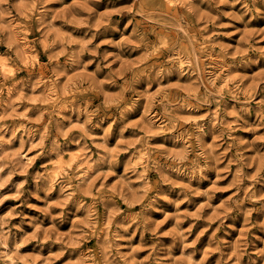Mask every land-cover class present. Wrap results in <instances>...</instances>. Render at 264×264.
<instances>
[{"label": "rangeland", "instance_id": "1", "mask_svg": "<svg viewBox=\"0 0 264 264\" xmlns=\"http://www.w3.org/2000/svg\"><path fill=\"white\" fill-rule=\"evenodd\" d=\"M166 2L0 0V264H264V0Z\"/></svg>", "mask_w": 264, "mask_h": 264}, {"label": "bare ground", "instance_id": "2", "mask_svg": "<svg viewBox=\"0 0 264 264\" xmlns=\"http://www.w3.org/2000/svg\"><path fill=\"white\" fill-rule=\"evenodd\" d=\"M167 2L166 3H169V1L170 0H166ZM165 2V1H164ZM165 3V4H166ZM175 54V53H174ZM179 58V57H178ZM178 61H179V64H182V58L180 59H178ZM183 63H185V62H183ZM178 65V64H177ZM4 66V68H5V65H3ZM181 66V65H180ZM8 67V66H7ZM214 67H216L217 68V66H214ZM224 67V66H223ZM226 67V66H225ZM3 68V67H2ZM9 68V67H8ZM222 68V67H221ZM4 70H7L6 68L4 69ZM216 70V69H215ZM220 70V69H219ZM12 71V70H11ZM220 71H222V70H220ZM213 73H214V71H213ZM220 74V73H219ZM218 73H217V75L216 76H218V77H216L217 79H218V83L222 86V88L223 87H226L227 85V79H226V77L225 76H222V75H219ZM41 77V76H40ZM44 78V77H43ZM210 80V79H209ZM215 82V81H214ZM49 83V82H48ZM49 86H51V84L49 85ZM52 86H53V84H52ZM220 86V87H221ZM49 88H51V87H49ZM54 89V88H53ZM55 90V89H54ZM52 91V90H51ZM51 93V92H50ZM54 94V93H53ZM216 111V110H215ZM216 120V119H215ZM197 126V125H196ZM197 128V127H196ZM203 134V133H202ZM181 138V137H180ZM32 140V139H31ZM183 140H185V139H183ZM187 140V139H186ZM180 142V141H179ZM184 142V141H183ZM186 143H187V141H186ZM181 144H182V142H181ZM183 145V144H182ZM19 154V153H18ZM20 155V154H19ZM21 156H23V158L25 159V161L27 160L28 161V159H29V156H28V154L27 153H23V152H21ZM74 155H71V157H73ZM75 157V156H74ZM80 157V156H79ZM22 158V157H21ZM82 158V157H81ZM74 159V158H73ZM72 159V160H73ZM80 160V159H79ZM24 161V160H23ZM26 161V162H27ZM51 179H52V177H51ZM55 180V179H54ZM53 180V181H54ZM52 181V182H53ZM7 246V245H6ZM5 246V247H6ZM7 252V251H6ZM4 254V253H3ZM9 255V254H8ZM6 258V257H5ZM10 258H8L7 260H9Z\"/></svg>", "mask_w": 264, "mask_h": 264}]
</instances>
